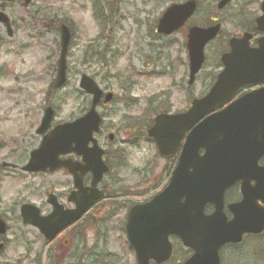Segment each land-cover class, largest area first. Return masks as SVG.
Returning a JSON list of instances; mask_svg holds the SVG:
<instances>
[{
	"label": "rangeland",
	"instance_id": "obj_1",
	"mask_svg": "<svg viewBox=\"0 0 264 264\" xmlns=\"http://www.w3.org/2000/svg\"><path fill=\"white\" fill-rule=\"evenodd\" d=\"M181 1L109 0L105 3L113 5L109 17L102 10L103 0H0V11L9 18L12 32L9 37L0 24V214L10 228L0 264H48L46 257L56 264H133L120 230L124 203L141 202L160 190L168 177L161 174L165 162L144 135L135 134L131 118L147 121L163 107L181 111L189 97L207 91L216 73L218 40L207 47L204 69L188 87L184 32L169 37L154 33L163 10ZM216 2L203 0L191 24L200 25L205 12L214 14ZM255 9L251 7L246 14L256 16ZM236 13L234 8L218 13L223 32L229 35L241 34L233 27H238L239 19L229 22L233 26L227 23ZM53 22L65 24L71 32L67 82L58 90L51 89L59 54V34ZM82 74L114 95L111 104L97 111L104 116V128L116 139L113 146L106 145L112 167L106 179L108 196L116 194V199L101 201L75 232L68 230L45 246L36 230L22 226L19 207L31 203L49 213V193L71 207L66 201L72 189L70 176L64 171L27 175L2 166L21 167L38 147L41 137L35 130L46 107L54 111L52 125L72 121L88 110L90 97L78 89ZM263 238L248 239L223 264H264Z\"/></svg>",
	"mask_w": 264,
	"mask_h": 264
},
{
	"label": "water",
	"instance_id": "obj_2",
	"mask_svg": "<svg viewBox=\"0 0 264 264\" xmlns=\"http://www.w3.org/2000/svg\"><path fill=\"white\" fill-rule=\"evenodd\" d=\"M227 1L224 0L221 5ZM193 11V2L170 7L159 20L157 31L172 33L184 24ZM0 23L6 26L10 34L9 20L1 12ZM257 25L258 31H264V15L257 20ZM217 32L218 26L190 30L187 44L190 82L203 62L204 46ZM249 39L250 36L245 35L242 40L231 42V52L223 59V75L205 98L193 103L188 113L181 116L162 115L155 119L148 135L154 139L162 157L170 158L184 133L201 117L229 100L239 87L264 80V39L258 40L259 48L254 50L248 48ZM69 41V30L61 25V51L54 82L56 89L66 82ZM79 87L93 96L89 112L74 122L58 125L51 130L22 169L37 173L65 168L74 177L77 192L72 193L68 200L74 203L75 209L64 211L54 197L49 200L53 212L45 218H40L32 206L21 209L23 222L37 227L48 240L78 220L101 197L96 185L107 172L101 159L103 152L93 139V134L99 130L100 117L95 107L102 92L85 75L81 77ZM111 98L112 95L108 94L105 102ZM52 119L53 111L47 108L37 133L47 131ZM89 144H92L91 148ZM200 148L205 153L198 158L196 152ZM72 152L82 158V163L58 159ZM263 153L264 89L243 96L221 113L193 128L186 138L168 186L150 203L134 207L129 213L125 228L138 263L147 264L158 250L167 255V237L170 234L177 235L186 247L194 250V256L186 264H219L217 251L224 243L239 242L243 233H261L264 230V210L257 207L256 200L264 202V168L259 169L256 163ZM87 172L93 176L91 188L82 187V176ZM250 180L256 182L253 188L249 185ZM235 181H241L243 199L229 207L234 218L230 223H225L222 214L224 191ZM206 204L216 208L210 217L203 216ZM4 230V223L0 220V234Z\"/></svg>",
	"mask_w": 264,
	"mask_h": 264
},
{
	"label": "flooded vegetation",
	"instance_id": "obj_3",
	"mask_svg": "<svg viewBox=\"0 0 264 264\" xmlns=\"http://www.w3.org/2000/svg\"><path fill=\"white\" fill-rule=\"evenodd\" d=\"M250 3L252 4L251 6H256L257 5L256 3H254V1H250ZM231 6L232 5H228V6L224 7L223 10L226 9L227 7H231ZM206 21L207 22L205 24L206 25H210L211 23L219 22L220 20L218 19L217 15L216 16L212 15V16H209ZM254 28H255V23L253 21V23L251 25V28L249 29L250 32L253 33L254 32ZM257 37H259V36H255V38L251 41V45L252 46H255V44H256L255 39ZM226 45H228V44H226ZM213 70L216 72L215 73V79H216L218 73L222 70L221 61H219L215 65ZM261 87H264V83L258 84L257 86H248V87L242 88V89H240L237 92V94L235 95L233 100L239 98L240 96H242L243 94H245L247 92H250L252 90H255V89H258V88H261ZM220 110L221 109L217 110V112L220 111ZM199 154H202V150L199 151ZM258 165L259 166H264V155L259 159ZM84 184H86L85 181H84ZM101 187H102V185H101ZM102 189H104V187ZM55 196L58 198V196L56 194H55ZM240 200H241L240 183L238 182V183L233 184L225 193V197H224L225 206H224V209H223V213H224L225 218H226L227 221H230L233 218L232 213H230V211L228 210V205L232 204V203H236V202H238ZM59 202H61V201L59 200ZM69 205L72 207L71 204H69ZM64 207L65 208H71V207H67L65 205H64ZM39 211L43 215L47 214L40 207H39ZM213 211H214V207L213 206H206L204 208V215L205 216H209V215H211L213 213ZM87 215L85 214L82 217V221L81 222L71 226L68 230L71 231V232H73V231L75 232L76 228L80 227L83 224V222L86 219ZM22 226L26 228V226H24L23 224H22ZM31 229H33V228H31ZM120 230L122 232H124V228L123 227ZM9 231H10V228L8 227V223L6 222V233H5L4 236L0 237V246H1L0 260H1L2 254H3V251L6 250L8 244H9V241H10ZM40 237H41L42 242L45 244V246H50V245L55 243V240H53L52 242H48L45 239H43L42 236H40ZM250 237H252V236L244 235L242 237V242L240 244H225L224 246H222L220 248V250H219V261H220V264H223L224 260L228 261V258L232 257L231 250L236 248V247L242 246L246 242V240L249 239ZM168 245H169V256L167 257V259L161 258L160 250H158L157 252H154L153 255L158 261L160 260V262H157L156 259H150L148 261V263L149 264H184L193 254V251L191 249H187L186 247H184V245L181 242V240L175 235H172V236L168 237ZM51 251H52V249L50 250V252ZM49 254H51V253H49ZM49 254H48V256H49ZM134 257H135V255H134ZM224 258H226V259H224ZM46 259H48V264H56V262L55 261L53 262V260L51 258L46 257ZM5 264H9V263L6 262Z\"/></svg>",
	"mask_w": 264,
	"mask_h": 264
},
{
	"label": "trees",
	"instance_id": "obj_4",
	"mask_svg": "<svg viewBox=\"0 0 264 264\" xmlns=\"http://www.w3.org/2000/svg\"><path fill=\"white\" fill-rule=\"evenodd\" d=\"M53 24L55 25V24H57V23H53ZM147 127H148V126H145V128H143V129H144L143 131H145V129H147Z\"/></svg>",
	"mask_w": 264,
	"mask_h": 264
}]
</instances>
